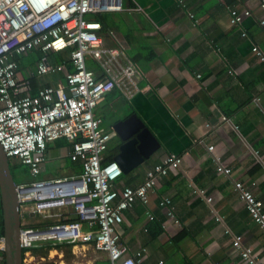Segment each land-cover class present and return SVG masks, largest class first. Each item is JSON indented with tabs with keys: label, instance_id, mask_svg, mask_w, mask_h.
<instances>
[{
	"label": "crops",
	"instance_id": "0c3cea01",
	"mask_svg": "<svg viewBox=\"0 0 264 264\" xmlns=\"http://www.w3.org/2000/svg\"><path fill=\"white\" fill-rule=\"evenodd\" d=\"M183 3L184 10L176 0H122L120 10L102 14L100 35L107 46L114 40L120 45L135 69L138 89L129 100L115 89L96 108L101 129L114 133L111 158L121 144L113 126L131 115L159 144L116 185L137 187L165 156L182 158L181 168L159 180L149 202L125 215L121 241L131 254L143 250L140 264H247L232 246L233 238L241 237L242 247L264 264V233L234 188L240 182L264 207V63L252 52L256 46L264 56V26L259 24L264 14L258 0ZM231 10H250L251 16L231 26ZM63 58L57 54L50 60ZM35 62L33 57L21 64L31 74ZM35 80L37 88L53 83L52 77ZM108 118L116 119L103 125ZM68 146H49L41 172L29 183L79 178L81 168L76 172L69 166ZM208 146H214L230 176L216 173ZM165 198L171 206L160 207ZM20 219L27 227L42 221L31 215Z\"/></svg>",
	"mask_w": 264,
	"mask_h": 264
},
{
	"label": "built area",
	"instance_id": "2783aa9c",
	"mask_svg": "<svg viewBox=\"0 0 264 264\" xmlns=\"http://www.w3.org/2000/svg\"><path fill=\"white\" fill-rule=\"evenodd\" d=\"M176 1L184 10L183 0ZM121 3L122 0H0L2 151L8 160L27 167L35 178L41 172L48 147L64 139L69 144L68 158L82 169L77 179L36 180L28 186H17L20 217L42 218L40 226L21 224L19 243L25 257H30L33 249L56 244L91 248L104 257L100 260L103 264H140L143 250L129 253L121 241L119 227L136 204L149 202L161 178L181 168V157L167 155L147 170L139 186L118 187L122 171L113 159L107 161L114 133L101 129L96 108L115 89L128 100L138 89L134 67L126 62L116 40L113 46L104 43L101 25L93 17L118 11ZM258 6L264 14V0H258ZM250 16V10H231L229 23L235 26ZM259 24L264 26V18L259 19ZM31 52H38L39 58L34 72L28 74L21 61ZM252 52L264 63L256 46ZM57 54L64 58L58 63L51 61L50 57ZM88 62H93L95 68L89 69ZM44 77H52L53 83L33 93L32 80ZM207 149L213 154L216 173L230 176V168L215 155L214 146ZM234 188L247 214L264 233L262 201L240 182H234ZM205 201L210 205L212 199L207 197ZM159 206H171V201L162 199ZM52 210H64L66 214L70 210L73 216L51 214ZM168 216L173 218L171 211ZM69 218L75 221L62 222ZM232 246L243 262L263 264L249 248L242 247L241 237H234ZM0 264H4L1 231Z\"/></svg>",
	"mask_w": 264,
	"mask_h": 264
},
{
	"label": "water",
	"instance_id": "95a60500",
	"mask_svg": "<svg viewBox=\"0 0 264 264\" xmlns=\"http://www.w3.org/2000/svg\"><path fill=\"white\" fill-rule=\"evenodd\" d=\"M120 145L113 160L127 175L147 160L159 147L151 132L136 115H131L113 126ZM0 202L3 219L4 264H23L22 249L19 243L21 219L17 185L15 184L9 161L0 146Z\"/></svg>",
	"mask_w": 264,
	"mask_h": 264
},
{
	"label": "rangeland",
	"instance_id": "374dc122",
	"mask_svg": "<svg viewBox=\"0 0 264 264\" xmlns=\"http://www.w3.org/2000/svg\"><path fill=\"white\" fill-rule=\"evenodd\" d=\"M33 57H34V52H31L29 56L23 58L22 61L25 62L26 59L29 60ZM114 119L116 118L106 119L103 125H106L109 122H112ZM114 146H115V142H111L110 147H114ZM55 163H56L55 160L49 161V164H55ZM65 163L67 162L64 160V162H62V166H65ZM10 168H11V172L13 173L15 179L18 182L22 183L20 185L28 186L30 183H26V182L33 180L31 176L28 175V173L27 175L24 174L25 167L21 166L19 168H15V167H12V163H11ZM41 177H42V174H41ZM50 213L51 214L57 213V214L64 215L66 214V211L52 210ZM103 258L104 257H102L101 254L94 252L91 248L86 247V248L73 249L70 246L62 245L61 248L57 250L50 249V250L45 251L44 249H42V251L38 253H35V254L32 253L30 257H25L23 255V264H95V262L100 261Z\"/></svg>",
	"mask_w": 264,
	"mask_h": 264
},
{
	"label": "trees",
	"instance_id": "16d2710c",
	"mask_svg": "<svg viewBox=\"0 0 264 264\" xmlns=\"http://www.w3.org/2000/svg\"><path fill=\"white\" fill-rule=\"evenodd\" d=\"M93 21H96V22H99L100 23V25H104V15H102V14H99V15H97V16H94L93 17ZM34 57H35V60L37 61L38 60V58H39V54L38 55H34ZM16 60H18L19 61V63H20V59L19 58H16ZM93 63V62H92ZM94 64V63H93ZM87 67L89 68V69H92L93 67H92V64L90 63V62H88L87 63ZM36 80L35 79H33L32 80V83H33V87H34V91H33V93H35L36 92V88L37 87H35V85H37L36 84V82H35ZM47 85V84H46ZM45 85V86H46ZM68 143L66 142V140H64V139H60V140H58V141H56L55 142V145L57 146V147H62V146H64V145H67ZM69 145V144H68ZM69 147V146H68ZM48 150V149H47ZM70 160V159H69ZM110 161V160H112V158H111V153H110V155L107 157V161ZM9 161V167H11V163H12V167H15V168H19V167H25V166H23V165H21V164H19V163H17L16 161H14V160H8ZM72 166L73 168H74V170L77 172L80 168H81V165L79 164V163H74V162H72L71 160H70V163H69V166ZM75 165H78L77 167H74ZM10 171H11V168H10ZM81 172H82V169H81ZM27 173H28V169H27V167H25V171H24V174L25 175H27ZM11 175H12V178H13V180H14V182H15V184L17 185H20V184H22V183H20V182H18L16 179H15V177H14V175H13V173L11 172ZM29 175V174H28ZM30 177V176H29ZM27 180V179H26ZM29 182H31V181H29ZM29 182H26V183H29ZM69 213H67L66 215H68ZM2 218V217H1ZM72 221H75L74 219H72V218H69V219H67V220H65V221H62V222H72ZM1 227H0V231H1V234H3V219H2V225H0ZM61 246L62 245H52V244H48V245H45V246H43V247H41L40 249H39V251H38V249H33L32 250V253L33 254H35V253H38V252H40V251H42V249H44L45 251H47V250H50V249H60L61 248ZM23 253H24V250L22 251V256H23ZM104 262H95V264H103Z\"/></svg>",
	"mask_w": 264,
	"mask_h": 264
},
{
	"label": "bare ground",
	"instance_id": "6f19581e",
	"mask_svg": "<svg viewBox=\"0 0 264 264\" xmlns=\"http://www.w3.org/2000/svg\"><path fill=\"white\" fill-rule=\"evenodd\" d=\"M61 188V187H60ZM35 191L33 190V191H31V193L33 194Z\"/></svg>",
	"mask_w": 264,
	"mask_h": 264
},
{
	"label": "clouds",
	"instance_id": "9594fccd",
	"mask_svg": "<svg viewBox=\"0 0 264 264\" xmlns=\"http://www.w3.org/2000/svg\"><path fill=\"white\" fill-rule=\"evenodd\" d=\"M109 146V145H108ZM18 186V185H17Z\"/></svg>",
	"mask_w": 264,
	"mask_h": 264
}]
</instances>
